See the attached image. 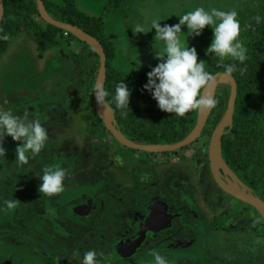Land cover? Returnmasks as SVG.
Masks as SVG:
<instances>
[{
    "label": "rangeland",
    "instance_id": "rangeland-1",
    "mask_svg": "<svg viewBox=\"0 0 264 264\" xmlns=\"http://www.w3.org/2000/svg\"><path fill=\"white\" fill-rule=\"evenodd\" d=\"M52 1L61 5L67 0ZM73 1L87 15L106 12L103 32L114 48L110 65L132 81L139 70L160 62L156 53L164 45L154 39L152 19L159 18L162 26L174 25L178 16L198 6L235 9L239 39L248 51L249 21L264 4V0ZM137 24L145 33L132 31ZM182 32L186 39V26ZM56 39L55 46L43 50L38 38L20 33L0 55V108L27 112L50 136L46 147L24 165L15 160L20 142L5 138L6 156H0V264H80L87 250L103 254L99 264H148L153 250L166 255L171 264H264L263 215L230 194H220L210 169L208 131L227 107L231 84L218 86L211 124L196 142L161 154L131 150L118 144L103 121L99 131L92 125L98 115L94 91L79 88L75 73L83 44L67 34ZM212 39L210 26L199 37L187 38L189 47L197 50L198 62L205 61L208 68L219 64L205 54ZM259 117L256 124L264 132V108ZM232 127L233 121L227 128ZM49 166L67 170L65 189L55 196L39 192L38 176ZM9 200L14 207H7ZM153 201L171 204L180 221L149 235L133 255L118 250V243L140 237ZM158 204L165 208L159 202L153 208ZM184 235L188 241L179 240Z\"/></svg>",
    "mask_w": 264,
    "mask_h": 264
},
{
    "label": "trees",
    "instance_id": "trees-1",
    "mask_svg": "<svg viewBox=\"0 0 264 264\" xmlns=\"http://www.w3.org/2000/svg\"><path fill=\"white\" fill-rule=\"evenodd\" d=\"M3 1L5 12L0 23V36L6 34L8 39H0V55L6 52L10 40L20 33H30L38 38L43 50L55 46L58 43L56 39L58 35L67 34L83 44L76 55L75 73L78 77V86L85 91L93 92L101 63L94 49L73 34L47 23L39 13L37 0ZM43 1L55 19L81 27L103 44L107 54L105 86V91L109 93L107 100H112L115 87L120 81L127 84L131 90L127 109H116L115 104H111L117 126L128 138L138 144H174L190 134L197 123L199 110L189 111L183 117L160 110L151 94L143 89L151 68L139 70L136 81H132L123 72L111 67L114 48L103 32L105 11L100 16H90L80 11L73 0H67L61 5L52 0ZM256 15L262 17L259 24L254 20ZM249 24L247 33L251 39L248 43L246 61L241 64L228 58L218 66L206 67V70L214 75L219 71L225 72V64L236 65L232 75L238 84V95L233 127L230 130L227 128L223 137L222 156L230 169L264 200V132L256 124L264 108V4L260 11L253 14ZM214 110L215 107L203 133L208 131ZM226 110L227 107L219 113L208 131L209 134H213ZM101 122L98 115L92 119V125L97 128L95 131H99ZM179 240L189 239L184 235ZM154 244L150 243L148 248L151 249Z\"/></svg>",
    "mask_w": 264,
    "mask_h": 264
},
{
    "label": "clouds",
    "instance_id": "clouds-1",
    "mask_svg": "<svg viewBox=\"0 0 264 264\" xmlns=\"http://www.w3.org/2000/svg\"><path fill=\"white\" fill-rule=\"evenodd\" d=\"M179 22L174 25L160 23L159 18L151 20V30L155 29L154 39L163 42V49L156 53L160 61L147 73V83L143 89L148 91L157 102L160 110L183 117L192 110H210L217 101L211 96H205L206 89L215 79L214 75L206 70L205 61L199 60L195 47H189L188 37H199L206 26L213 30V39L205 50L206 55L213 56L218 63L226 59L239 61L243 64L247 59V48L239 39L241 25L235 9L222 11L216 8L205 10L198 6L193 11L180 15ZM254 20L259 24L262 20L256 15ZM187 28V37L182 39V27ZM134 33H145V28L137 24L132 28ZM0 39L7 40L5 34ZM225 74L231 75L236 65H224ZM109 93L99 91L95 96L98 105L111 110V104L116 109L124 110L129 107L131 90L128 85L120 81L115 87L112 100H107ZM10 136L13 141H19L15 149L18 165L27 164L29 158L38 155L46 147L50 139L49 130L38 119L30 118L27 112L14 113L12 109L0 108V156H6L4 147L5 138ZM41 183L39 192L48 196H55L65 189L67 170L60 166H49L43 169V174L38 176ZM8 208L14 207V201H5ZM95 250L84 252L80 264H99L98 257L102 256ZM152 260L148 264H171L164 254L153 250Z\"/></svg>",
    "mask_w": 264,
    "mask_h": 264
},
{
    "label": "water",
    "instance_id": "water-1",
    "mask_svg": "<svg viewBox=\"0 0 264 264\" xmlns=\"http://www.w3.org/2000/svg\"><path fill=\"white\" fill-rule=\"evenodd\" d=\"M38 10L41 17L49 24L56 26L66 32L73 34L78 39L86 42L90 45L94 51L100 57V69L97 77V81L94 87V97L98 94L99 91H105L106 81H107V54L103 44L93 35L86 32L81 27L74 25L72 23L62 22L55 19L47 10L46 5L43 0H37ZM5 8H4V1L0 0V23L2 22L4 16ZM214 81L204 89L206 96H211L216 100V93L218 86L227 80L231 84V94L228 101V106L225 114L221 118L220 122L218 123L217 127L215 128L211 141H210V148H209V163L212 174L214 176L215 181L217 182L218 186L227 194L232 195L233 197L250 204L252 207L257 209L264 217V200L260 197L247 194L241 192L227 183L225 178L223 177L222 173L218 169L216 165V160L219 158L224 163L225 160L222 156V143L223 137L226 133V129L228 126L232 124L235 108H236V101L238 95V84L234 76L226 75L224 71H219L214 74ZM203 91V93H204ZM95 107L98 116L103 121L107 130L111 133V135L118 141V143L128 149L137 150L147 153H167V152H174L180 149H183L192 143L196 142L199 137L202 135L214 108L210 110H199L198 119L195 127L190 132V134L185 137L183 140L174 143V144H138L135 141L128 138L117 126V122L114 116V122L110 121L105 114V107L98 105L95 99ZM111 111L112 108H111ZM114 114V113H113ZM227 165V163H226ZM146 229L148 226H145L143 231V236L145 234ZM141 239L137 240L136 242L132 243L128 250L129 252L134 251L138 245L140 244Z\"/></svg>",
    "mask_w": 264,
    "mask_h": 264
},
{
    "label": "crops",
    "instance_id": "crops-1",
    "mask_svg": "<svg viewBox=\"0 0 264 264\" xmlns=\"http://www.w3.org/2000/svg\"><path fill=\"white\" fill-rule=\"evenodd\" d=\"M96 189H98V188H96ZM90 192H89V194H90ZM158 202L165 204V208L163 206L164 212H161L158 209H154L153 208V205L155 203H158ZM169 205L170 204L168 202H166V201H153V203L149 204L147 206V209H148L149 213L147 214L145 219L142 221V225H141L142 229H141L140 237H138L136 240H131L128 243H118L117 244V249L118 250L122 249V252H125L127 254L133 255L135 253V251L143 243V241L146 240L148 232L157 234V233L167 229L168 227H170L172 225V222L174 221V218H175V214H174L175 211L170 210V206ZM145 226H148V229H146L145 234L143 236V231H144ZM139 239H141V241H140V244L138 245V247L134 251L129 252L130 250H128V247L132 243L136 242ZM120 244L123 245L124 247H119Z\"/></svg>",
    "mask_w": 264,
    "mask_h": 264
},
{
    "label": "bare ground",
    "instance_id": "bare-ground-1",
    "mask_svg": "<svg viewBox=\"0 0 264 264\" xmlns=\"http://www.w3.org/2000/svg\"><path fill=\"white\" fill-rule=\"evenodd\" d=\"M229 82L227 80H225L224 82H222L221 84H228ZM205 96V91L203 93ZM105 114L106 117L114 122V114L113 111L108 110L105 107ZM199 114V111H198ZM216 165L218 167V169L220 170V172L222 173L223 177L225 178V180L227 181L228 184H230V186H232L233 188L247 193V194H251V195H255L254 190H252V188H250L248 185H246L245 183H243L240 178L230 169V167L228 165H226V163H224L221 159H217L216 160ZM256 196V195H255ZM122 247V246H121Z\"/></svg>",
    "mask_w": 264,
    "mask_h": 264
},
{
    "label": "flooded vegetation",
    "instance_id": "flooded-vegetation-1",
    "mask_svg": "<svg viewBox=\"0 0 264 264\" xmlns=\"http://www.w3.org/2000/svg\"><path fill=\"white\" fill-rule=\"evenodd\" d=\"M119 144V143H118ZM156 154V153H155ZM161 154V153H160ZM211 169V168H210ZM212 172V171H211ZM213 175V174H212ZM213 178H214V176H213ZM215 180V179H214ZM241 180V179H240ZM242 181V180H241ZM216 182V181H215ZM243 182V181H242ZM217 183V182H216ZM244 183V182H243ZM218 185V184H217ZM220 188V187H219ZM221 189V188H220ZM222 193V195H226L227 193L226 192H224L222 189H221V192H220V194ZM226 196H228V194L226 195ZM170 206V210H172V208H171V204L169 205ZM154 209H158L159 211H161V212H164L163 211V206H162V204L161 205H156L155 207H154ZM149 213V211H147V214ZM173 213V212H172ZM176 213V212H175ZM174 213V214H175ZM179 222L180 221V218H179V216L176 214L175 215V218H174V221L172 222V224L173 223H175V222ZM220 226V225H219ZM156 233H151V232H148V235H147V238H148V236L149 235H155ZM146 238V239H147ZM156 241H153L152 243H155Z\"/></svg>",
    "mask_w": 264,
    "mask_h": 264
}]
</instances>
